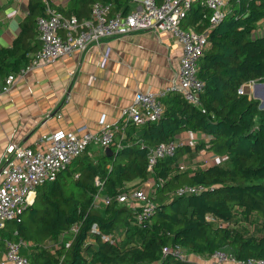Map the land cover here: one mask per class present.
<instances>
[{
  "label": "trees",
  "instance_id": "trees-1",
  "mask_svg": "<svg viewBox=\"0 0 264 264\" xmlns=\"http://www.w3.org/2000/svg\"><path fill=\"white\" fill-rule=\"evenodd\" d=\"M69 2L66 10L53 9L87 19L94 3L110 4L111 14L121 15L131 4L130 0ZM226 7L223 20L209 31L198 62L197 77L203 83L200 107L169 95L161 119L140 126L135 138L128 137V145L111 146L112 156L102 149L90 154L87 148L54 182L36 190L19 223L5 224L0 244L16 233L30 245L22 254L32 264H191L162 257V248L173 246L201 258L224 251L240 262L264 260V234H246L235 222L236 211L242 210L264 225V109L256 99L238 93L247 82H264V37L251 39L256 24L264 20V0H228ZM43 14V1L29 0L12 45L0 50V81L25 67L39 48L36 20ZM207 21L203 7L195 3L183 28L202 32ZM183 131L201 132L210 139L193 151L185 145L178 148L174 158L158 161L149 171L148 148L175 141ZM203 149L226 160L180 170L183 155L193 159ZM147 181L152 183L148 195L154 208L137 225V208L119 204L115 197L142 188ZM182 186L206 190L178 196ZM97 195L113 199L96 207ZM72 228L76 233L66 238L65 247L62 240ZM110 235L124 239L111 244L104 240Z\"/></svg>",
  "mask_w": 264,
  "mask_h": 264
},
{
  "label": "built area",
  "instance_id": "built-area-1",
  "mask_svg": "<svg viewBox=\"0 0 264 264\" xmlns=\"http://www.w3.org/2000/svg\"><path fill=\"white\" fill-rule=\"evenodd\" d=\"M133 8L126 15L111 14L110 4L94 3L87 19H78L74 15L63 16L55 11L47 1L44 3V14L36 20V30L40 47L30 55L27 65L15 74L7 75L0 83V96L27 74L44 64H53L64 56L83 53L92 46L111 38L124 37L136 32L164 33L180 48L177 73L172 82L156 94L137 92L129 105L121 109L119 125L104 126L99 131H91L85 126L75 131L57 130L45 137L43 148H29L8 144L0 159V231L10 221L20 222L22 213L29 205V195H34L39 187L54 182L62 171L81 156L87 148L94 146L104 150L114 143L119 130L134 125L140 127L146 123L161 119L163 101L169 95H178L194 107H200L199 96L203 83L197 77L198 62L208 43L209 31L224 18L227 10L224 0H130ZM198 3L207 15V28L202 32L183 28V23L192 5ZM73 75V73H70ZM256 82L250 81L240 86L238 93L243 94L246 88ZM184 146L180 141L160 143L148 148V170L160 160L172 159L178 148ZM223 159H220V162ZM183 170V167H180ZM95 187L101 191V183L94 180ZM149 186V185H148ZM206 188L202 186H182L176 191L178 196L195 195ZM112 197H95L94 205H109ZM119 204L137 208L136 224L147 220L154 205L145 187L132 189L115 197ZM208 221L213 220L209 217ZM96 231V226L92 227ZM76 233L70 229L64 235L65 247L69 242L65 237ZM14 239L4 241L3 259L0 264H32L22 250L27 247L22 239L13 233ZM104 240L113 244L116 237L106 236ZM162 257H170L180 262L191 264H264L263 259L237 261L232 255L219 251L203 262L199 257L190 259L179 246L162 248ZM201 258V257H200ZM201 260V259H200Z\"/></svg>",
  "mask_w": 264,
  "mask_h": 264
},
{
  "label": "crops",
  "instance_id": "crops-1",
  "mask_svg": "<svg viewBox=\"0 0 264 264\" xmlns=\"http://www.w3.org/2000/svg\"><path fill=\"white\" fill-rule=\"evenodd\" d=\"M42 1L63 10L70 3V0ZM224 1L227 5L228 0ZM28 3L29 0H0V50L12 45L27 15ZM133 6L130 4V9ZM252 36L264 37V20L256 24ZM179 56V46L166 34L136 32L106 39L83 53H73L29 71L0 96V159L8 144L43 148L45 137L57 130L75 131L85 126L99 131L104 126L119 125L121 109L130 104L135 93L156 94L172 82ZM243 94L263 99L264 82L246 88ZM138 129L127 126L119 130L111 146L128 145V137L135 138ZM209 139L204 133L190 131L180 132L174 138L192 151ZM98 150L101 148L92 146L90 154ZM225 160L226 157L203 149L193 159L183 155L179 164L186 170H194ZM34 198L35 194L29 195L28 203ZM29 247L27 244L26 248ZM3 252L1 243L0 260ZM189 258L195 260L198 256L191 254ZM204 260L199 257V261Z\"/></svg>",
  "mask_w": 264,
  "mask_h": 264
},
{
  "label": "rangeland",
  "instance_id": "rangeland-1",
  "mask_svg": "<svg viewBox=\"0 0 264 264\" xmlns=\"http://www.w3.org/2000/svg\"><path fill=\"white\" fill-rule=\"evenodd\" d=\"M256 37L251 35V39H255ZM259 100V99H258ZM257 100V101H258ZM263 105L264 106V97L263 99L259 100V106ZM182 166V165H181ZM183 169L186 168L184 166H182ZM71 169V168H70ZM152 183H150L149 181H147L145 183V186H141L142 188L145 187L146 191H149L150 188L148 185H150ZM140 188V189H142ZM137 189V188H135ZM139 189V188H138ZM237 214L235 216V222H236V228L241 230L242 232L249 234V235H255V236H259L261 234H264V225L261 224L262 222L254 215L251 213H245L242 210H237L236 211ZM114 237H116V242H118L119 240H123L124 236L121 235L120 237L118 235H115ZM119 237V238H118ZM65 237V241H66ZM27 250V248L25 249V251ZM188 256H191V254L187 253Z\"/></svg>",
  "mask_w": 264,
  "mask_h": 264
},
{
  "label": "water",
  "instance_id": "water-1",
  "mask_svg": "<svg viewBox=\"0 0 264 264\" xmlns=\"http://www.w3.org/2000/svg\"><path fill=\"white\" fill-rule=\"evenodd\" d=\"M104 154L107 156H112L113 155V151H112V147H107L103 150Z\"/></svg>",
  "mask_w": 264,
  "mask_h": 264
}]
</instances>
